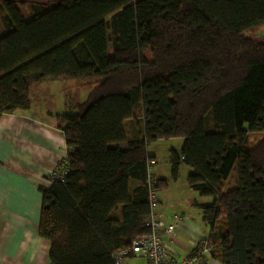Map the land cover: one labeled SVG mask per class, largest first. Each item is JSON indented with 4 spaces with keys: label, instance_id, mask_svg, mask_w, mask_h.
I'll use <instances>...</instances> for the list:
<instances>
[{
    "label": "trees",
    "instance_id": "16d2710c",
    "mask_svg": "<svg viewBox=\"0 0 264 264\" xmlns=\"http://www.w3.org/2000/svg\"><path fill=\"white\" fill-rule=\"evenodd\" d=\"M18 4L0 0V116L28 110L34 85L95 83L57 116L70 172L41 188L51 264H114L149 234L148 147L177 138L173 172L189 166V188L213 199L197 205L213 256L264 264V41L245 35L264 27V0H58L29 3L30 22ZM136 107L144 132L127 140Z\"/></svg>",
    "mask_w": 264,
    "mask_h": 264
},
{
    "label": "crops",
    "instance_id": "0c3cea01",
    "mask_svg": "<svg viewBox=\"0 0 264 264\" xmlns=\"http://www.w3.org/2000/svg\"><path fill=\"white\" fill-rule=\"evenodd\" d=\"M28 4H20L26 9H19L25 22L31 20ZM5 34L0 24V37ZM70 81L73 80L34 85L31 89L37 88L42 93L41 96L35 95L32 98L30 90L31 106L28 110L0 116V264H51L50 244L39 234L43 200L41 188L48 187L44 183L46 175L67 155L66 138L58 127L57 116L70 114ZM94 86L95 84H91L90 90L83 91L81 100H75L78 106L88 101ZM142 115L139 108L135 111L136 118L124 123L127 140L143 134ZM173 140H181L182 144L177 147L170 146L169 151H177L183 146L184 139L169 141ZM116 147L126 150L128 144L122 143ZM149 156L158 165V159L151 153ZM156 178L164 180L159 174H156ZM237 182L238 179L234 186L227 183L226 189L236 187ZM136 186L135 182H131V190ZM192 192L193 195L186 202L181 201L178 204L170 203L172 199H166L159 193V203L154 210V214L167 225L178 216L185 217V224L178 230L177 237L170 241L171 256L178 261L194 250L192 237L195 240L209 238L211 229L204 222L202 211L197 205L211 204L213 199L202 197L193 190ZM115 218L120 219L119 214H115ZM125 264L148 262L144 258L131 255ZM209 264L222 263L213 256Z\"/></svg>",
    "mask_w": 264,
    "mask_h": 264
},
{
    "label": "built area",
    "instance_id": "2783aa9c",
    "mask_svg": "<svg viewBox=\"0 0 264 264\" xmlns=\"http://www.w3.org/2000/svg\"><path fill=\"white\" fill-rule=\"evenodd\" d=\"M154 165H156V162L152 159L149 160L147 188L152 209L149 222L151 232L135 238L131 247L123 248L113 253L112 260L114 264H125L126 259L131 255L144 258L148 264H209L210 259L213 257L215 245L208 237L197 240L192 237L191 243L194 246V250L180 261L172 258L170 241L172 238L177 237L178 230L185 224V217L178 216L170 225H167L160 217L154 214V210L159 203L158 180L152 174ZM69 172L68 157L65 155L55 169L46 175L44 183L48 187L55 181L66 183Z\"/></svg>",
    "mask_w": 264,
    "mask_h": 264
},
{
    "label": "rangeland",
    "instance_id": "374dc122",
    "mask_svg": "<svg viewBox=\"0 0 264 264\" xmlns=\"http://www.w3.org/2000/svg\"><path fill=\"white\" fill-rule=\"evenodd\" d=\"M18 2H27V3H37L40 5H46L49 2L58 1V0H16ZM19 9L21 11L25 10V7L20 6L18 4ZM24 15V14H23ZM25 16V15H24ZM2 26V25H1ZM246 37L251 38L253 40L264 41V27L254 28L245 33ZM71 88L69 91L70 96L68 97V101L70 102L68 112L76 113L80 111L78 103H76V99H82V93L85 90H90V85L95 84L91 80H81V81H70ZM32 98L35 95L41 96L42 91L37 90V88L31 89ZM137 109V107H136ZM138 110V109H137ZM263 138L262 134H256L251 139L254 143L258 142ZM181 140H159L149 145L148 152L151 153L154 157L158 159V165L154 166L152 170V174H159L162 176V179L166 180V186L159 190V193L166 199H172L170 203L178 204L181 201H187L193 195L194 192L189 189L187 178L189 173L191 172V168L184 163L180 164L178 172L175 174L173 172V162H172V153L170 150V146L177 147L181 145ZM182 147H180L181 149ZM178 149L177 151H180ZM233 176V177H232ZM157 179V178H156ZM237 176V166L233 169L231 174V178L228 182V185L234 186L236 184ZM158 180V179H157ZM197 193V192H196ZM184 205V204H183Z\"/></svg>",
    "mask_w": 264,
    "mask_h": 264
}]
</instances>
